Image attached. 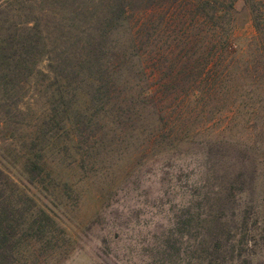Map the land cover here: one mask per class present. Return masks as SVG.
<instances>
[{
	"label": "rangeland",
	"instance_id": "rangeland-1",
	"mask_svg": "<svg viewBox=\"0 0 264 264\" xmlns=\"http://www.w3.org/2000/svg\"><path fill=\"white\" fill-rule=\"evenodd\" d=\"M67 1L40 3L57 12L84 5ZM129 2L156 9L153 23H167L164 11L174 9L170 0ZM223 2L221 17L208 23H220L229 39L210 37L201 53L167 54L154 73L145 58L127 59L102 73L78 72L79 82L62 90L27 83L17 104L0 88V167L54 222L41 232L48 242L38 250L33 239L19 261L146 264L175 211L186 249L205 246L220 264H264V14L262 23L255 18L264 0ZM27 3L39 7V0L1 5L9 20L30 13ZM34 155L50 171L46 189L27 182Z\"/></svg>",
	"mask_w": 264,
	"mask_h": 264
},
{
	"label": "trees",
	"instance_id": "trees-1",
	"mask_svg": "<svg viewBox=\"0 0 264 264\" xmlns=\"http://www.w3.org/2000/svg\"><path fill=\"white\" fill-rule=\"evenodd\" d=\"M42 1L39 0L36 9L28 1L26 7L30 13L21 19L16 18L18 11H15L8 20L5 10L8 0H0V88L1 94L5 98L11 95L16 104L20 99L19 91L27 83L42 80L62 90L63 86L73 87L79 82L76 78L78 72L85 70L86 73L89 68H95L102 73L101 70H108V67L117 69L127 59L143 61L145 58L147 64H151L150 72L154 73L160 66L158 60L170 59L167 54L176 55L178 51L201 53V45L210 37L229 39L228 34H223L220 23H208L220 18L225 11L223 0H219L222 7L219 5L218 8L208 0H170L174 9L164 11L167 23H153L156 9L142 10L126 3L127 0H112V6L99 10L92 8L93 0H83L84 5L78 4L79 9L71 6L73 0H69V8L59 12L49 5L48 8L42 7ZM59 2L64 4V0ZM228 3L231 7L232 0ZM178 5L181 9L177 8ZM201 10L202 18L199 16ZM256 13L257 23H262L260 19L264 11L257 10ZM129 17L133 23H125ZM53 18L55 21L50 23ZM93 19V23L89 22ZM7 20L8 23H3ZM46 54L49 57H45V67L41 68L38 62ZM168 83L164 81L159 86L164 88ZM26 163L30 173L27 182L46 189L50 182L46 161L41 155H34L31 159L27 157ZM170 219L168 225L156 232L155 246L148 248L144 263L220 264L216 259L212 260V250L207 251L205 246L204 249L196 248L193 243L192 248L186 249L181 236L174 230L178 223L175 211ZM49 222L53 221L46 209L19 189L0 167V264L25 263L17 259L23 257L21 249L30 245L33 239L40 241L33 247L41 249L49 240L41 233ZM212 249L215 252L217 247ZM31 252L30 255H34ZM65 253L63 251L61 255ZM27 260L34 262L35 259ZM58 263L59 258H56L50 264Z\"/></svg>",
	"mask_w": 264,
	"mask_h": 264
}]
</instances>
